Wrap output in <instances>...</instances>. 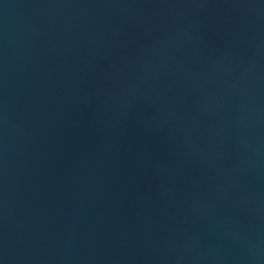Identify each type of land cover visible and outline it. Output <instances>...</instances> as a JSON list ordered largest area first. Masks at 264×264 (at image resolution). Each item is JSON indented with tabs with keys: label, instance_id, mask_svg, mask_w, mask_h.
I'll return each instance as SVG.
<instances>
[{
	"label": "water",
	"instance_id": "obj_1",
	"mask_svg": "<svg viewBox=\"0 0 264 264\" xmlns=\"http://www.w3.org/2000/svg\"><path fill=\"white\" fill-rule=\"evenodd\" d=\"M0 264H264V0H0Z\"/></svg>",
	"mask_w": 264,
	"mask_h": 264
}]
</instances>
